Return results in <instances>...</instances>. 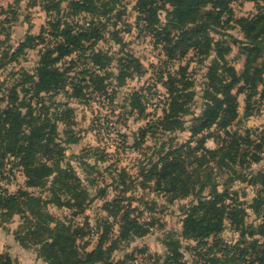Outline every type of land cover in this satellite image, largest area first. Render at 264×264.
Wrapping results in <instances>:
<instances>
[{"label":"trees","instance_id":"16d2710c","mask_svg":"<svg viewBox=\"0 0 264 264\" xmlns=\"http://www.w3.org/2000/svg\"><path fill=\"white\" fill-rule=\"evenodd\" d=\"M39 1L48 18L45 25L37 35H26L10 55L14 60L26 50L43 44L38 50L39 58L31 73H13L20 76L19 82L0 94V104H3L0 109V227L18 214L20 222L13 231L15 240L24 248L35 246L37 255L46 264H113L110 256L117 242L147 232L146 223H140L137 216H130L135 209L111 202L113 208L107 211L118 216L117 237L110 240L109 226L105 223L93 249L87 251V242L80 247L75 242L84 236L96 235V230L88 228L85 231L83 226L61 221L48 212L47 206L83 208L82 202L71 203L74 199H82L80 195L86 192L79 189L80 180L72 168L60 165L63 149L55 139L61 115L50 109L52 105L61 107L60 112L69 118L71 109L67 102H56L53 96L62 94L66 99H81L106 88L104 82L109 76L106 67L111 57L92 48L102 39L106 26L105 22L95 18L102 15L110 18L114 5H110V0ZM63 3L66 4L64 9ZM229 4L230 0H136L132 7L136 12L135 26L138 28L141 23L140 31L151 35L165 56L159 65L152 66L157 83L160 82L166 90L165 96L154 105L157 110L162 103L161 116L154 112L150 119L148 115L151 114L146 112L142 103L143 99L149 100L147 95L151 88L144 90L147 95L140 92L127 95L130 112L137 110L139 116L143 115L147 120L144 127L138 129L141 138L148 133L184 128L182 116L189 112V105L193 103L196 93L191 88L194 83L188 77L186 66L178 65L176 71L170 72V64L189 52V59L196 63H203L213 55L205 67L202 111L192 118L189 128L191 140L169 147L163 155H160L161 149L157 161L147 169L142 167L140 173L142 187L152 182L155 191L172 198L198 195L209 186L212 198L201 199L199 195L197 204L189 209L182 221V236L196 242L194 255L200 260L194 264H264V240L259 243L256 239H241L237 244L227 245L217 238L224 214L237 227L243 224L245 211L238 210V206L228 211L224 203L228 188L234 182L240 180L259 186L252 199L253 212L258 213L264 203V170L250 169L251 164L261 159L264 132L246 129L239 133L231 129L237 117V94L245 92V116L251 115L248 108L251 99L256 95L264 96V7L258 6L255 14L235 19L234 23L242 33V38L238 39L221 30L227 29V23L232 19ZM161 11L164 12V21L160 19ZM81 15H89L90 19L80 24L81 19L86 20ZM228 45L237 46L238 54L243 57L240 71L227 63ZM120 60H117L119 64ZM139 67L133 57L126 67L121 65L115 74L116 87L123 86L125 79L139 72ZM165 74L166 80L163 81ZM258 87L263 88L260 93ZM47 101L52 102L46 105ZM211 129L210 136L217 143V148L212 150L204 147L206 137L201 135ZM198 135L201 136L196 138ZM192 141L196 142L195 146H191ZM214 167L217 175H230L222 183L221 193L216 190L219 183L212 180ZM13 170L22 172L26 188L10 192L1 185ZM47 183L48 188L42 189ZM31 187L38 188L37 195L28 191L27 188ZM43 190L47 195H42ZM62 196H65L66 203ZM255 234L264 238V219L256 229L250 230L249 236ZM241 236L244 237V233ZM212 250H215L213 254ZM0 264L14 262L8 254L0 253ZM168 264L187 263L171 256Z\"/></svg>","mask_w":264,"mask_h":264},{"label":"rangeland","instance_id":"374dc122","mask_svg":"<svg viewBox=\"0 0 264 264\" xmlns=\"http://www.w3.org/2000/svg\"><path fill=\"white\" fill-rule=\"evenodd\" d=\"M135 2L136 0H110V5H114L109 13L110 18L103 15L95 18L96 21L106 23L102 39L92 48L111 57L106 67L109 73L104 82L106 88L99 93L91 92L81 99H66L62 94L53 96L54 101L67 102L71 109L69 118L60 112L63 109L61 107L52 105L50 109L61 115V119L57 121L58 136L55 139L63 149L64 157L60 165L72 168L80 180L79 189L85 190L86 193L80 195L82 199L71 201L79 204L82 202V209L68 205L57 208L49 204L47 210L61 221L85 227V231H88V228L96 230V235L84 236L75 242L79 247L87 242L86 250L90 251L96 244L98 235L104 231L105 223L109 226L110 240L117 237L118 216L114 217L107 210L113 208L111 202H119L120 207L127 205L129 209H135L130 216H137L140 223H146L147 225L144 226L147 232L143 236L117 242L110 256L113 264H168L171 256L177 261L194 264L193 262L200 260L199 256L194 255L196 242L182 236V221L191 207L197 204L199 195L201 199L212 198L209 194V186L203 188L198 195L172 198L163 192L155 191L152 182L142 187L143 178L140 173L142 167L147 169L151 163L157 161L161 149L160 155H163L169 147L185 144L191 140L189 128L193 123L192 118L202 111L205 67L213 55L211 54L203 63H196L192 58L189 59L191 57L189 52L181 60L170 64V72L176 71L178 65L186 66L188 77L194 83L191 88L196 93L193 103L189 105V112L182 116L184 128L164 133H148L141 138L138 129L144 127L147 120L143 115L139 116L137 110L130 112L128 106L130 100L127 95L132 92L147 95V90L146 93L144 90L151 88L147 95L149 100L143 99L142 103L146 107V112L151 114L148 115L150 119L154 112L155 115L161 116L162 103L157 110H154V105L165 96L166 90L160 82L157 83L152 66L159 65L160 61L165 60V56L161 46L154 44L153 37L140 31L142 24L140 23L138 28L135 26L136 12L132 9ZM39 3V0H0V94H4V90L19 82L20 76L13 73L18 71L31 73L39 58L38 50L42 49L43 44H37L34 49L26 50L14 60H11L10 56L26 35H37L40 28L45 25L48 18ZM229 5L232 19L227 23L228 28L224 27L221 30L241 39L242 33L234 23L235 19L255 14L258 6L264 7V0H230ZM65 6L66 4L63 3L62 8L64 9ZM83 17L86 20L81 19L80 24H85V21L90 19L89 15ZM163 18L164 12L161 11V21H164ZM212 36L218 38L217 35ZM229 47L227 63L236 71H240L243 57L238 54L237 46ZM132 57L140 65L139 72L125 79L123 86L116 87L115 74L118 73L121 65L126 67ZM118 59H121L120 64ZM165 77L166 74L163 81L166 80ZM90 87L92 89V86ZM257 90L260 93L263 88L258 87ZM154 91H157L156 94H153ZM244 93L237 94V117L232 122L231 129L239 133L246 129L264 132V96L261 98L256 95L251 99L248 107L251 115L245 116ZM51 102L47 101L46 105H50ZM2 107L3 104H0V109ZM212 131L213 129L201 134L206 137L204 147L211 150L217 148L216 141L210 136ZM67 139H71L72 142L64 143L63 141ZM195 145L196 142L192 141L191 146ZM260 158L258 163L251 164V170H264V151ZM210 165L214 166L213 163ZM213 169L212 180L219 183L216 190L217 193H221L222 183L230 175H217V169L215 167ZM24 179L21 171L13 170L9 179L1 181V185L8 191L15 192L18 188H26ZM48 186L49 183L42 189H47ZM27 189L36 195L39 192L37 187ZM257 189L259 186H251L240 180L230 185L224 203L228 206V211L237 206L238 210L243 209L245 216L242 227H237V224L224 214L222 226L217 233L220 241L234 245L241 239L245 241L256 239L259 243L264 240L258 234L249 236L250 230L256 229L264 219V203L261 204L258 213L252 210V199L256 197ZM43 191L42 195H47L46 190ZM62 199L63 202L66 201L65 196H62ZM106 204L108 205L105 207ZM19 222L17 214L13 216L11 222L0 227V253L8 254L14 264H46L37 255L35 246L24 248L15 240L13 231ZM242 233L244 237L241 236ZM210 241L209 239L208 242ZM214 252L215 250H212V254Z\"/></svg>","mask_w":264,"mask_h":264}]
</instances>
